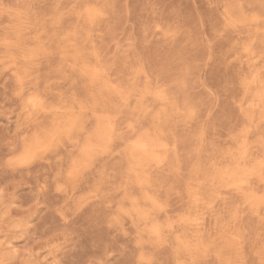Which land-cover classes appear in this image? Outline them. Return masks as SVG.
Segmentation results:
<instances>
[{
  "label": "rangeland",
  "instance_id": "374dc122",
  "mask_svg": "<svg viewBox=\"0 0 264 264\" xmlns=\"http://www.w3.org/2000/svg\"><path fill=\"white\" fill-rule=\"evenodd\" d=\"M0 264H264V0H0Z\"/></svg>",
  "mask_w": 264,
  "mask_h": 264
}]
</instances>
